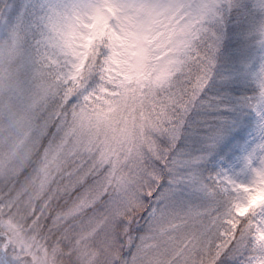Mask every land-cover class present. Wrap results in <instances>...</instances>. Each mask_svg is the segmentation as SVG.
Listing matches in <instances>:
<instances>
[{
  "label": "snow or ice",
  "instance_id": "6c2138e0",
  "mask_svg": "<svg viewBox=\"0 0 264 264\" xmlns=\"http://www.w3.org/2000/svg\"><path fill=\"white\" fill-rule=\"evenodd\" d=\"M0 264H264V0H0Z\"/></svg>",
  "mask_w": 264,
  "mask_h": 264
}]
</instances>
